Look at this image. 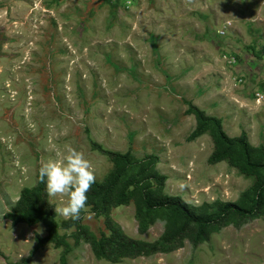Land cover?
Here are the masks:
<instances>
[{
  "label": "rangeland",
  "instance_id": "rangeland-1",
  "mask_svg": "<svg viewBox=\"0 0 264 264\" xmlns=\"http://www.w3.org/2000/svg\"><path fill=\"white\" fill-rule=\"evenodd\" d=\"M188 103L221 121L230 138L242 133L264 149V0H0V264H59L63 247L39 245L42 223L6 219L39 167L82 152L96 182L112 169L109 152L158 158L163 194L199 207L215 201L246 207L258 174L231 158L211 164L210 129L194 137ZM55 207L66 196L49 197ZM89 239L110 236L89 207ZM56 215V212H55ZM124 234L153 243L164 232L158 215L144 233L134 204L110 210ZM67 264H264V211L230 218L208 240L168 253L116 261L97 259L90 242L73 246ZM193 231V229L191 230Z\"/></svg>",
  "mask_w": 264,
  "mask_h": 264
},
{
  "label": "trees",
  "instance_id": "trees-1",
  "mask_svg": "<svg viewBox=\"0 0 264 264\" xmlns=\"http://www.w3.org/2000/svg\"><path fill=\"white\" fill-rule=\"evenodd\" d=\"M188 115L196 120V129L192 136L196 137L210 129L214 138V153L208 161L211 164L226 159L232 160L234 166L239 164L242 173L258 174L257 186L252 189L246 207L234 202L215 201L207 205L192 207L180 197H170L163 194L165 177L158 173L155 155H147L141 159L131 153L109 152L101 146L91 142L93 149L101 151L109 157L112 169L101 182H96L89 189L87 207L97 217L105 219L110 236L103 234L98 242L86 238V231L82 226L85 214L81 212L80 219L71 218L62 222L65 230L73 227L75 230L69 236L73 239V246L80 244L81 238L90 242L92 251L97 259L116 261L122 258H136L155 252L168 253L183 246L185 238L192 242L193 247L208 240L212 229L224 226L230 218L239 222H248L258 218L264 211V149L252 148L245 133L237 138H230L223 131L221 121L205 115L203 111L188 103ZM45 184L39 179L37 172L36 185L33 188H23L14 207L6 214V219L12 226L18 224L35 225L42 223L47 236H36L39 245L53 244L63 247L59 256V264H67L65 256L71 251L66 239L68 235H60V226L55 220V211L47 199ZM134 204L135 219L138 230L144 233L148 226L153 224L158 215L165 217L166 225L161 237L153 243L135 240L127 237L119 225L110 218V210L117 206ZM193 229V231H191Z\"/></svg>",
  "mask_w": 264,
  "mask_h": 264
},
{
  "label": "clouds",
  "instance_id": "clouds-1",
  "mask_svg": "<svg viewBox=\"0 0 264 264\" xmlns=\"http://www.w3.org/2000/svg\"><path fill=\"white\" fill-rule=\"evenodd\" d=\"M38 174L49 197H67L66 203L55 207L56 216L80 219L87 207V193L96 180L84 154L69 147L63 160L49 159L39 167Z\"/></svg>",
  "mask_w": 264,
  "mask_h": 264
}]
</instances>
